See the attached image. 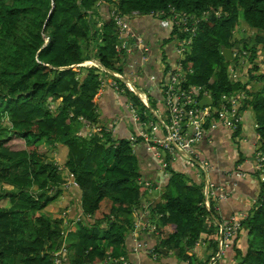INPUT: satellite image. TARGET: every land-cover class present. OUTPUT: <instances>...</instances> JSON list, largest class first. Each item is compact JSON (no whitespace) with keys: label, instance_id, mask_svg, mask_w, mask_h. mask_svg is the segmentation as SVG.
<instances>
[{"label":"trees","instance_id":"1","mask_svg":"<svg viewBox=\"0 0 264 264\" xmlns=\"http://www.w3.org/2000/svg\"><path fill=\"white\" fill-rule=\"evenodd\" d=\"M173 9L201 17L195 35L176 25L167 38L192 36L184 59L192 72L184 85L204 87L216 109L222 95L245 92L241 111L253 112L257 150L264 152V69L257 63L264 55V0H0V264H54L63 245L73 253L68 264H99L108 252L134 261L135 233L151 242L158 264H209L219 253L215 204H206L205 183L188 173L171 170L162 196L145 212L140 156L128 138L114 137L99 112L101 75L117 79L145 119L139 96L97 66H73L95 60L125 74L123 53L119 56L116 48L122 39L112 13L130 22L152 12H164L161 16L167 18ZM241 27L243 33L249 31L247 39L237 37ZM223 47L235 54L232 70ZM241 57L250 62L245 81L240 78L245 66ZM14 138L24 147L12 145ZM43 141L68 148L62 165L41 152ZM254 171L259 191L242 220L248 235L245 249L237 245L240 230L213 264L234 257L238 264H264V180ZM74 188V215L55 216L68 206L55 215L49 211L60 197L74 195ZM105 200L113 203L107 212L101 206ZM78 214L79 220H73ZM73 221L75 229L69 224Z\"/></svg>","mask_w":264,"mask_h":264},{"label":"crops","instance_id":"2","mask_svg":"<svg viewBox=\"0 0 264 264\" xmlns=\"http://www.w3.org/2000/svg\"><path fill=\"white\" fill-rule=\"evenodd\" d=\"M126 20L130 29L142 37L149 45L150 55L153 59L146 66L137 68L135 71L137 66L132 67L131 64L140 56V52L135 46V39L130 38L129 45L131 49L129 50L133 51L126 52L129 57L125 61V75L128 76L138 89L136 93L138 96L143 93L149 95L150 104L146 112L147 115H149L148 111L151 114L147 120L158 123L160 118L157 115L162 109L157 101L161 97L159 78L164 69L159 59L163 54L166 55L167 59H175L177 57V54L173 51L175 50V46L172 41H167L169 33L160 25L157 17L138 15L130 22L128 18ZM135 79H138L139 83H136ZM129 87L131 88L130 85ZM132 90L136 92L135 89ZM97 100L100 115L102 118L107 117L109 119L107 122L104 119V122L112 130L115 138H128L131 135L137 134L138 123L134 120L135 109L130 106L131 101L122 91L115 90L109 86H102ZM120 103L126 106L128 116L120 113V109H118ZM85 131L88 133L91 131V128L85 129ZM161 132L162 130H159L158 134ZM257 134L255 116L251 110L244 111L241 135L237 139L233 137L234 132L222 124L210 130L197 145V149L201 155L200 159L206 160L209 163L210 168L208 171L205 170L201 162L187 152L169 153L165 159L167 167L163 169L151 151L147 150L146 144L138 142L135 150L140 156V165L145 173V185L152 184L153 188L151 194L147 190L145 192L143 201L145 208L148 206L146 201L150 202V206L162 196L166 189L165 185L168 184L169 177L172 176L171 170L186 172L194 181L205 183L206 195L207 190L209 191V204L210 200L214 202L219 215V219L213 220V223L216 224L218 222L221 229L233 213L249 210L257 197L259 181L254 171L255 150L258 143ZM54 150L61 153V157L58 156L56 158L54 154L53 156L62 165L67 159V147L60 143L54 147ZM74 191V195L62 198L68 202V206H72L75 210V203L77 201L74 200V197L77 195V188H74ZM222 194H226V197L221 198ZM150 197H154L155 199L151 200ZM206 245L207 243L205 242L204 246ZM217 256L218 254L211 261L217 258ZM132 257L134 260L140 261L141 264H158L153 256L145 252L134 253ZM205 258L206 255L203 256V259ZM223 261V264H227L225 259Z\"/></svg>","mask_w":264,"mask_h":264},{"label":"built area","instance_id":"3","mask_svg":"<svg viewBox=\"0 0 264 264\" xmlns=\"http://www.w3.org/2000/svg\"><path fill=\"white\" fill-rule=\"evenodd\" d=\"M136 13L137 12L134 14ZM163 13L164 12H152L149 15L155 16L159 19L160 25L168 31L169 38L172 36V32L176 25L180 26V29L184 32H191L193 35L196 34V24L201 21L200 16L189 15L186 12H178L175 11V9H173L167 18L161 16ZM216 14L219 15L220 13L217 11ZM112 16L113 19L118 22L117 28L122 39L121 43L116 47L118 53L127 55V51L132 52L133 50H129L131 49L129 39L134 38L137 40L135 41V46L139 49L140 56H138L136 61L131 65L132 67L136 65L137 67L135 69L141 68L144 65L146 66V64L153 59L150 55L149 45L142 37L138 36L130 29L127 20L120 14L113 12ZM203 17H208L207 11L203 13ZM172 42L175 46V50L173 51L177 54V57L175 59H167L166 55L163 54L159 59L161 65L164 66L159 78L161 97L157 100L162 108L157 115L160 119L158 120V123H153L146 119L151 114L150 111H148L149 115H147L146 112V109L150 104L149 95L146 93L140 94L139 98L145 105V119L138 114L136 106L131 102L130 106L135 109L134 120L138 123V132L135 135H131L129 140L134 147L138 142L146 144L147 150L151 151L163 169L167 167L165 159L169 153L177 154L187 152L201 162L205 170L208 171L210 168L209 163L206 160L200 159L201 155L197 149V145L205 138L210 130L216 128L220 124L231 129L233 132L239 127H242L243 112L241 111L239 99L235 97L236 94L222 95L221 106L219 109H216L214 107L212 95L204 87L197 85L186 87L184 84L187 80V74L188 72H192V69L186 68L184 65V59L188 52L187 44L192 42V36L180 39L174 35ZM95 66L102 69V72H105L99 64ZM115 73L117 75H123L119 72ZM112 79L113 80H109L108 75L102 74L101 88L102 86H109L115 90L121 91L117 79ZM126 84L129 87L130 84ZM131 88L133 89L132 86ZM204 95H208L212 98V105H201L200 101ZM159 130H162L160 134H158ZM257 136L259 140V135ZM161 149L165 150V153H162ZM254 168L261 172V178L264 180V152H259L257 149L255 150ZM208 192L209 191L207 190V197ZM225 197L226 194L221 195V198ZM208 199L206 204L209 205ZM244 217L245 216L242 212L233 213L227 221L226 226L221 229L219 237L220 249L217 258L226 251L227 247L231 246L232 238L241 228ZM155 228L154 225L150 226L149 231L152 232ZM63 246V249H60L59 252L56 253L54 264H65V257L68 253V248L65 245ZM153 249L150 241L146 239L145 242L140 240L135 233V239L133 242V251L135 254L142 252L151 254ZM151 256L154 258L156 257L155 254H151ZM109 260H113L112 257H110L104 264L108 263ZM214 260L209 264H213ZM118 261H120L121 264H133L129 258L124 256ZM118 261L116 260L117 264Z\"/></svg>","mask_w":264,"mask_h":264},{"label":"rangeland","instance_id":"4","mask_svg":"<svg viewBox=\"0 0 264 264\" xmlns=\"http://www.w3.org/2000/svg\"><path fill=\"white\" fill-rule=\"evenodd\" d=\"M103 24V22L101 21L100 22V24H99V26H101ZM115 25L116 26H118V22L117 21H115ZM245 28L244 27H241V30L239 31V32H237L236 34H237V37L238 38H242V39H247L248 38V30H246V34L245 33H243V30H244ZM132 41H134V39H132ZM136 41V40H135ZM245 53V55L246 56H249V51H247V52H244ZM121 54L122 53H119L118 55L119 56H121ZM235 55V54H234ZM124 57V62L126 61V60H128V57H129V55H122V58ZM245 60V66H244V71L243 72H241V76H240V78H241V80L242 81H245L247 78H248V75H247V73H246V70H247V68L248 69H250V62H249V57H246L245 59H243L242 57L239 59V61L242 63L243 61ZM235 62H237L236 60H235V57L233 58V60H231V62H230V68H231V70H232V67L234 66V64H235ZM128 63V62H127ZM258 64H259V66H261V68L262 69H264V55L263 56H260L259 57V60H258V62H257ZM99 64V62H97V61H95V60H92V61H86V62H84V63H82V64H79V65H82V66H95V65H98ZM101 71V73H102V69H100ZM136 70V69H135ZM253 72H256L255 74L256 75H260V73L258 72V71H253ZM235 76H239V74H237V73H235L234 74ZM109 76V80H113L112 79V76H110V75H108ZM135 82L136 83H139V81H138V79H135ZM130 88V87H129ZM131 89V88H130ZM134 89V88H133ZM121 90H122V88H121ZM132 90V89H131ZM133 91V90H132ZM134 92V91H133ZM134 93H136V92H134ZM233 94H236V98H238L239 99V102H240V105H241V108H242V106H243V104H244V100H243V98H244V96H245V92H237V93H233ZM121 104V103H120ZM119 104V108L118 109H120V113L122 114V115H126V116H128V110H127V108H126V106L125 105H120ZM105 119V121L107 122L109 119L107 118V117H105L104 118ZM94 130H100V128L99 127H97V128H95ZM148 130H150V129H148ZM241 135V134H240ZM240 135L238 136V137H240ZM237 137V138H238ZM129 138V137H128ZM11 144L12 145H15V146H17V147H19V148H21V147H24V142L21 140V139H18V138H14L12 141H11ZM39 149L41 150V152H43V153H46L47 155H49V156H51V157H53V154L54 155H56V158L59 156V157H61L62 155H61V153L60 152H58V151H56V150H54V147H51V146H48V144L45 142V141H43V142H41V144H40V147H39ZM68 149V148H67ZM256 149H257V144H256ZM162 150V149H161ZM53 152H55V153H53ZM162 153H165V150H162ZM57 161V160H56ZM58 162V161H57ZM60 170H64V168L62 169V168H60ZM201 174L203 175V173L201 172ZM143 181V180H142ZM143 190H147L148 192H149V194H151V192L153 191V188H152V184H150V185H144L143 186ZM154 195H156V194H154ZM206 197H207V195H206ZM151 198V200H154L155 198L154 197H150ZM207 199H208V197H207ZM209 200V199H208ZM4 202L6 203V200H4ZM156 202V201H155ZM154 202V203H155ZM153 203V204H154ZM112 202L111 201H109V200H105V202H103L102 203V205L101 206H104V212H107L108 210H109V208L112 206ZM146 204L148 205L146 208H145V212L149 209V204H150V202H148V201H146ZM68 206V202L67 201H65L63 198H59L58 199V201H57V203L56 204H52L51 206H49L48 207V209H49V211L50 212H52L54 215H55V213H60V209H61V207H64V206ZM73 210H74V208H72V206H68V208L67 209H64L63 211H61V213L59 214V215H55V216H64L65 214H68V213H71L72 215H74V213H72L73 212ZM239 212H242L243 214H244V216H246L247 215V210H246V212H244V211H239ZM81 214V213H80ZM80 214H78L77 216H75V218L73 219V220H79V216H80ZM135 214V216H136V218L134 217V219L136 220V225L137 226H140L141 225V221L139 220V217L137 216V212H135L134 213ZM245 218V217H244ZM69 224H71L72 225V229H75V224H74V221L73 222H70ZM216 224H218L219 225V223L218 222H216ZM227 224V223H226ZM226 224H224L222 227H221V229L223 228V227H225L226 226ZM220 226V225H219ZM145 227H147L146 225H145ZM221 229L219 230V235H220V233H221ZM244 231V228H243V224L241 225V228L236 232V234L233 236V237H235L236 235H237V233L239 232V231ZM135 232V231H134ZM247 231L245 230L244 232H243V234L240 236V240L237 242V245H239L240 244V246H241V248H243V249H245V246H246V240H247V238H248V235H247V233H246ZM69 240V239H68ZM73 241V240H72ZM71 243H73V242H70V244ZM232 244H233V241L231 242ZM232 244H231V246H232ZM231 246H229V247H227V250L231 247ZM64 247V246H63ZM63 247L61 248V250L63 249ZM67 248H68V253H67V255H66V257H65V255H64V257H65V264H68V261H69V256H71V254H73V253H71V251H70V249H69V247L67 246ZM203 250V249H202ZM201 250V251H202ZM233 251V250H232ZM59 252V251H58ZM109 253V255H108V257L103 261V262H101V263H99V264H104L110 257H112L111 256V252H108ZM226 253H227V251H226ZM233 253V252H232ZM205 255V254H204ZM228 255V254H227ZM199 256H201V254H199ZM123 256H118V257H112V259L113 260H115V262H116V260L118 261L120 258H122ZM155 260L157 261V259H156V257H155ZM227 262V264H238V262H237V259L234 257L233 258V260L231 261V262H229V261H226ZM131 263H133V264H141L140 263V261H131ZM118 264H121V262L120 261H118ZM123 264V263H122ZM171 264H179L178 262L176 263V262H173V263H171ZM226 264V263H225Z\"/></svg>","mask_w":264,"mask_h":264},{"label":"water","instance_id":"5","mask_svg":"<svg viewBox=\"0 0 264 264\" xmlns=\"http://www.w3.org/2000/svg\"><path fill=\"white\" fill-rule=\"evenodd\" d=\"M223 55L225 56L226 60H228V61L232 60L234 58L233 49L223 47ZM99 65H101V64H99ZM73 66L74 67H78L79 64H75ZM103 69L105 71L109 72V74L113 75L114 77L120 79L122 82L129 83L135 89L136 93L138 92L137 91L138 89L134 86V83L128 78V76H125V75H117L115 72L111 71L110 69H108V68H106L104 66H103ZM200 103H201L202 106H204V105H212L213 101H212V98L210 96L204 95L203 98L201 99ZM152 238H155L156 239L155 234H152ZM157 240H158V238H157ZM161 252L164 255H167L168 250L166 248H161Z\"/></svg>","mask_w":264,"mask_h":264},{"label":"clouds","instance_id":"6","mask_svg":"<svg viewBox=\"0 0 264 264\" xmlns=\"http://www.w3.org/2000/svg\"><path fill=\"white\" fill-rule=\"evenodd\" d=\"M124 75V74H123ZM126 76V75H125ZM97 131V130H96ZM129 139V138H128Z\"/></svg>","mask_w":264,"mask_h":264}]
</instances>
